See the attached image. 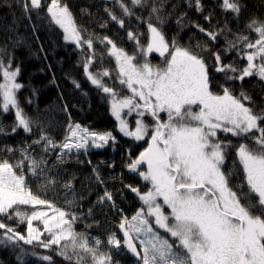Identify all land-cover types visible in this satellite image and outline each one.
<instances>
[{
  "label": "snow or ice",
  "instance_id": "6c2138e0",
  "mask_svg": "<svg viewBox=\"0 0 264 264\" xmlns=\"http://www.w3.org/2000/svg\"><path fill=\"white\" fill-rule=\"evenodd\" d=\"M132 3L144 6L147 0H132ZM41 5L42 0H30V5L26 0L24 8L40 9ZM195 6L198 11L204 10L202 0H195ZM220 6L237 18L244 7L240 0H222ZM121 7L127 15L133 14L123 2ZM47 13L51 22L63 29L65 40L92 47V38L83 37V30L78 28L72 13L60 0H51ZM158 13L159 9L151 6L149 19L152 14H157L162 24ZM112 19L118 18L113 15ZM211 19V13L205 16L206 21ZM118 23L123 25L124 21L120 19ZM195 27L211 41L220 35L231 34L233 38L226 39L223 51L235 49L239 58L246 59L245 66L237 67L234 63H223L221 52L212 54L216 61L214 70L222 73L226 82H243L253 76L264 82V20L250 18L246 25L247 30L256 34L255 39L232 33L227 24L215 30L205 29L199 24ZM148 29L150 42L146 48L141 47L139 53L146 56L158 52L165 57L164 67L153 66L147 59L143 63L134 62L136 55L117 48L108 37L101 40L111 45L110 52L117 61V79L130 90V95L120 98L112 87L103 83L102 78L111 75L108 70L95 74L89 70L94 53L86 58L84 64L91 83L111 96L112 114L124 135L142 140L149 135V126L143 117L147 114L155 121L148 147L127 165L129 170L137 172L151 185L143 193L139 188L127 186L138 195L144 206L131 219L119 210L122 219L118 229L123 232V240L112 233L106 243L117 250L123 246L139 259L140 264H264V126H261L264 108L257 110L252 96L243 88L239 96L223 85H220L222 94L214 93L208 65L198 52L178 46L175 40L169 43L161 28L151 22ZM128 36L139 43L134 33L129 32ZM5 51L0 48V74L3 78V83H0V110L7 113L10 107L15 109L12 132L22 128L31 133L35 124L39 128V138L21 147L20 158L15 162L0 159V215L27 225L26 234H22L16 227L0 220V242L19 244L22 241L53 249L70 264H85V256L90 257L91 264H113L110 252H100V246L105 242L99 237L92 238L90 242L86 234L77 233L74 223L79 217L35 194L27 184L24 169L27 162L28 171L33 176L44 177L41 189H47L56 181L45 175L46 169L42 165H47V160H37L29 151L34 145H41L44 152L55 148L69 152L83 149L86 152L90 146L104 147L115 137L111 132L101 134L78 123H69L68 133L62 142L56 144L43 125L26 116L19 106L16 93L24 87L17 82L21 70L19 67L13 69L10 60L5 62L2 55ZM73 82L77 88L80 87L79 83ZM194 106L199 110L193 111ZM125 110L127 115L136 113L141 118L135 121L134 130L129 129L122 115ZM160 113L167 114L166 121H161ZM254 130L256 135H252ZM220 131L251 141V144L235 146L237 160L233 164L238 161L243 173L242 183L235 186L229 183L233 173L223 170L228 149L233 145L231 141L218 139ZM0 134H8L3 126H0ZM3 150L17 151L11 147ZM65 154L57 159L62 161ZM145 164L147 170L139 171ZM95 178L103 184L98 172ZM245 186L247 191H244ZM64 188L72 190L71 182L65 183ZM252 196L256 198L255 203ZM106 202L116 207L113 194L107 189L98 197L97 204ZM22 206H33L34 210L29 214L21 210ZM35 206H46L52 215L48 211L35 210ZM164 206L171 211L166 214ZM91 213L90 208L88 214ZM34 221L42 222L43 232L34 227ZM45 232L48 238L42 239ZM41 259L53 261L49 255Z\"/></svg>",
  "mask_w": 264,
  "mask_h": 264
},
{
  "label": "trees",
  "instance_id": "16d2710c",
  "mask_svg": "<svg viewBox=\"0 0 264 264\" xmlns=\"http://www.w3.org/2000/svg\"><path fill=\"white\" fill-rule=\"evenodd\" d=\"M25 2L26 0H0V48L6 50L2 54L5 62L10 60L13 69L19 67L21 70L17 82L24 87L17 91L16 96L24 114L38 120L56 144L62 142L68 133L69 123H78L98 133L111 132L115 137L108 145L89 149L70 161L57 159L59 148L44 152L41 145H34L29 151L37 160L41 158L47 160V165H42L47 170L45 175L54 179L56 183L48 185L47 189H41V185L45 183L44 177L38 178L25 170L27 184L35 194L50 201L55 207L75 213L79 217L74 223L76 232L86 234L90 242L95 237L104 241L105 243L100 246V252L104 254L110 252L111 257L115 259L113 264H140L130 251L123 248L120 253H115L106 241L112 233L122 236V231L118 229L122 219L119 210H122L123 216L129 218L144 206L138 195L127 186L139 188L143 193L148 191L151 185L137 172L129 170L127 165L148 147L151 125L155 121L147 114L143 117L150 132L142 140L123 135L119 130V122L112 114L111 96L91 83L84 69L85 60L94 53L89 70L94 74L97 71L108 70L111 75L103 77V83L112 87L120 98L130 95V90L117 79V61L110 52L111 45L107 42L102 43L101 40L108 37L117 48L125 50L130 55H136L137 63L147 59L153 66H158L165 61L164 56L160 58L149 53L146 56L139 53V49L146 48L149 43L148 23L151 22L161 28L169 43L175 40L178 46L190 48L203 57L213 80L214 93L222 94L220 85H223L229 87L234 95L239 96L243 88L252 96L258 106L257 110L264 108V82L256 76L247 77L243 82H226L224 75L214 70L216 61L212 54L217 51L221 52L223 63H234L237 67L246 65V59L239 58L235 49L230 52L223 51L226 39H232V35H220L217 40L211 41L205 33L195 27L199 24L205 29L215 30L227 24L232 33L249 35L254 39L256 34L247 30L246 25L250 18L264 20V0H240L244 7L238 18L231 11L226 12L221 8L222 0H202L203 11L197 10L195 0H147L144 6L134 5L132 0H60L72 13L78 28L83 30V37L92 38L91 48L64 39L63 29L51 22L50 14L47 13V6L51 0H42L40 9L29 7V10L24 8ZM28 2L30 5V0ZM121 2L128 6L132 15L124 12ZM151 6L159 9L162 24L157 19V14H152L151 20L149 19ZM209 13L212 14L210 22L205 20ZM113 15L118 19L113 20ZM120 19L124 21L123 25L118 23ZM129 32L138 37L139 43L129 38ZM73 81L79 83L80 87L77 88ZM0 83H3L2 74ZM133 115L130 116L132 118L130 122L132 129H135V121L141 118L136 113ZM125 117L130 119L127 115ZM160 119L167 120L164 113H160ZM14 120L15 109L10 107L7 113L0 110V126L8 133L0 134V159H8L10 162H15V152H6L3 150L5 147L20 149L39 138V128L35 124L31 133L25 132L22 128L12 132L11 125ZM261 126H264V123ZM220 133L222 131L217 133L219 140L231 141L233 145L228 149L223 170L226 173L229 171L233 173L229 183L230 186H235L242 183L243 179L242 166L238 161L233 164V161L237 160L235 146L240 144L241 138L229 133L221 136ZM256 134L255 131L252 133ZM244 140L251 144L250 140L245 138ZM96 172L104 181L103 184L97 182ZM64 180L71 182L73 192V196L67 195L66 199L60 190ZM105 189L113 194L116 207H112L110 202L97 204L98 197L104 194ZM244 191H247L246 186ZM251 199L255 203V196ZM42 208L47 207L35 206V210ZM90 208L92 213L89 215ZM21 210L30 214L34 208L22 206ZM0 220L26 234V223H18L15 219L9 220L2 215ZM33 225L41 232L44 231L42 222L34 221ZM89 225L91 227H88ZM47 238L48 233L45 232L42 239ZM44 255L52 256L53 261L42 260L41 257ZM0 264H70V262L57 255L53 249H45L37 244L28 245L21 241L19 244L0 242ZM85 264H91L90 257L85 256Z\"/></svg>",
  "mask_w": 264,
  "mask_h": 264
},
{
  "label": "rangeland",
  "instance_id": "374dc122",
  "mask_svg": "<svg viewBox=\"0 0 264 264\" xmlns=\"http://www.w3.org/2000/svg\"><path fill=\"white\" fill-rule=\"evenodd\" d=\"M255 38H256V35H255ZM254 38V39H255ZM148 42H150V38H149V41ZM125 51V50H124ZM126 52V51H125ZM128 53V52H127ZM150 55H154V56H159L160 58H162L163 56H161L158 52H152V53H149ZM130 55V54H129ZM115 57V56H114ZM160 58H157V59H160ZM163 60H165V57L163 58ZM161 61H162V59H161ZM135 62V61H134ZM141 63H143V60H142V62ZM159 67H164L165 65H164V61H163V64H159L158 65ZM199 109H198V107H196L195 108V106L193 107V111H198ZM127 113V110H125V113H123L122 115H123V117H124V119L128 122V125H129V129L130 130H134V129H132V126H131V122H130V120H132V118L130 117V116H134L133 114L134 113H132L131 115H127L126 114ZM125 115H127V116H129V118L130 119H128L127 117H125ZM164 115H165V117L167 118V114L166 113H164ZM134 118V117H133ZM154 125V124H153ZM153 125H151V126H153ZM83 127V126H82ZM90 131V130H89ZM255 131V130H254ZM95 132V131H94ZM149 132H150V130H149ZM103 133H106V132H103ZM102 134V133H101ZM230 134V133H229ZM124 135V134H123ZM220 135L221 136H224V132H222V133H220ZM126 136V135H125ZM241 138V141H240V143H247L245 140H244V138H242V137H240ZM110 141V140H109ZM106 145H108V144H106ZM105 145V146H106ZM92 148H96V147H93V146H90L89 148H88V150L89 149H92ZM87 150V151H88ZM63 153H67V154H65V155H63V158H62V160H71L72 158H75V157H77V155H80V154H84V153H86L85 152V150H80L79 152H77L75 149H73V150H71L70 152H69V150H59V155L58 156H61ZM20 158V152H19V149H17V151H15V155H14V159H15V161L16 160H18ZM28 171V168H27V162H26V166H25V169H24V171ZM140 170H143V171H146L147 170V166H146V164L145 165H141L140 166V168H139V171ZM45 173H47V170H46V172ZM31 174V173H30ZM32 175V174H31ZM60 180H59V185H60ZM65 183H68V181H66V180H64V181H62V184H61V186H60V190H61V193H62V195H63V197H64V199H66V196L67 195H69V196H73V192H72V190H68V189H66V188H64V184ZM45 192H46V190H45ZM71 199V198H70ZM161 199V202H162V198H160ZM71 200H74V199H71ZM38 210H43V211H48V213H49V215L51 216L52 215V211L50 210V209H48V208H42V209H38ZM164 210H165V213L167 214V213H169L171 210L167 207V206H164ZM138 211V210H137ZM136 214V213H135ZM134 214V215H135ZM133 216V215H132ZM131 216V217H132ZM131 217H129V219H131ZM161 231V234L162 235H164V231L161 229L160 230ZM116 236H117V238H120L121 240H123V232H122V236H119L118 234H116ZM138 244V246H139V249H140V245H139V243H137ZM110 248H111V250L112 251H114L115 253H120L121 251H122V249H123V246L119 249V250H117V249H115V248H113L112 246H110ZM115 259H113L112 258V261H113V263L115 262L114 261Z\"/></svg>",
  "mask_w": 264,
  "mask_h": 264
},
{
  "label": "water",
  "instance_id": "95a60500",
  "mask_svg": "<svg viewBox=\"0 0 264 264\" xmlns=\"http://www.w3.org/2000/svg\"><path fill=\"white\" fill-rule=\"evenodd\" d=\"M137 248L139 249V246H138V244H137ZM131 253V252H130ZM132 254V253H131ZM133 255V254H132ZM134 256V255H133ZM137 260H139L136 256H134Z\"/></svg>",
  "mask_w": 264,
  "mask_h": 264
}]
</instances>
